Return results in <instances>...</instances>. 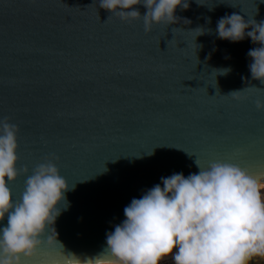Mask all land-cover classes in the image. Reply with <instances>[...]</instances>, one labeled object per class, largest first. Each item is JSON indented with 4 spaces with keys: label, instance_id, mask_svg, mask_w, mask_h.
Returning <instances> with one entry per match:
<instances>
[{
    "label": "water",
    "instance_id": "water-1",
    "mask_svg": "<svg viewBox=\"0 0 264 264\" xmlns=\"http://www.w3.org/2000/svg\"><path fill=\"white\" fill-rule=\"evenodd\" d=\"M188 3L177 23L146 33L142 19H108L99 0H0V121L18 127L20 174L9 187L18 199L23 169L51 160L70 188L56 237H43L28 264L101 254L133 198L163 187L161 177L198 173L196 160L264 166V112L255 106L264 83L252 79L247 55L260 45L216 34L226 14L264 20V0ZM243 89L240 100L224 96Z\"/></svg>",
    "mask_w": 264,
    "mask_h": 264
},
{
    "label": "clouds",
    "instance_id": "clouds-1",
    "mask_svg": "<svg viewBox=\"0 0 264 264\" xmlns=\"http://www.w3.org/2000/svg\"><path fill=\"white\" fill-rule=\"evenodd\" d=\"M141 4L147 9L143 16L134 8ZM99 7L111 13L108 19H142L147 33L153 25L177 23V8L188 10L189 3L99 0ZM195 31L211 33V29ZM216 34L221 40L238 43L247 37L260 45L247 55L253 61L249 64L252 79L264 83V20L246 21L239 14H226L218 20ZM213 71L227 75L231 69ZM243 92L224 96L240 100ZM255 106L264 112V100L257 99ZM17 133L18 127L7 118L0 121V221L7 216V226L0 228V264L32 261L44 243L42 238L50 243L48 233L56 237L53 226L69 207L65 195L69 185L51 160L38 164L30 175L23 169L25 187L14 200L9 185L20 174ZM195 163L198 173L161 177L163 187L156 184L139 199L133 198L124 208L125 219L107 233V247L101 254L83 261L70 254L64 264H163L168 258L174 264L264 262V166L252 172L227 161H211L207 167H201L198 160Z\"/></svg>",
    "mask_w": 264,
    "mask_h": 264
},
{
    "label": "rangeland",
    "instance_id": "rangeland-1",
    "mask_svg": "<svg viewBox=\"0 0 264 264\" xmlns=\"http://www.w3.org/2000/svg\"><path fill=\"white\" fill-rule=\"evenodd\" d=\"M163 264H174V262L172 259H170V260L164 262ZM253 264H264V262H261L259 260H255V261H253Z\"/></svg>",
    "mask_w": 264,
    "mask_h": 264
},
{
    "label": "bare ground",
    "instance_id": "bare-ground-1",
    "mask_svg": "<svg viewBox=\"0 0 264 264\" xmlns=\"http://www.w3.org/2000/svg\"><path fill=\"white\" fill-rule=\"evenodd\" d=\"M170 259H171V258H168V259H166L164 262H166V261H168V260H170ZM164 262H163V263H164Z\"/></svg>",
    "mask_w": 264,
    "mask_h": 264
}]
</instances>
